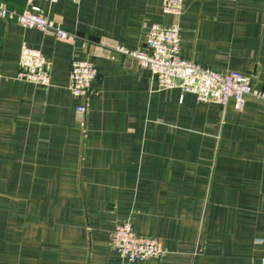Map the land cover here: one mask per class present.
<instances>
[{
    "label": "crops",
    "instance_id": "crops-1",
    "mask_svg": "<svg viewBox=\"0 0 264 264\" xmlns=\"http://www.w3.org/2000/svg\"><path fill=\"white\" fill-rule=\"evenodd\" d=\"M33 3L77 39L0 18V264H129L109 243L124 222L164 251L134 264H261L264 103L229 101L219 128L216 103L158 91L136 61L99 51L147 53L151 25L173 21L160 1ZM183 6L180 57L264 91V0ZM23 45L52 62L48 87L17 78ZM73 60L97 70L85 117L68 88Z\"/></svg>",
    "mask_w": 264,
    "mask_h": 264
},
{
    "label": "built area",
    "instance_id": "built-area-1",
    "mask_svg": "<svg viewBox=\"0 0 264 264\" xmlns=\"http://www.w3.org/2000/svg\"><path fill=\"white\" fill-rule=\"evenodd\" d=\"M22 12L9 10L0 0V18L15 22L25 29H34L50 33L56 40L73 44L77 35L64 30L59 23L47 18L33 0H24ZM49 4L60 0H44ZM79 3L80 0H66ZM161 2L162 12L173 18L169 25L154 23L146 37L147 53L129 50L122 46L108 47L99 45L98 49L111 59L116 56L136 61L138 65L150 72L151 81L158 91L179 89L184 93L195 95L198 102H213L219 105L221 116L219 128L222 127L223 113L229 101L236 110H241L248 99L264 103V91L254 88L247 76L229 71L219 73L191 61L182 59L180 50V17L183 13L184 0H156ZM83 44H87L83 40ZM18 75L21 81L48 87L51 80L52 62L39 50L22 46L18 58ZM97 76L93 62L73 60L70 63L68 88L76 99L80 100L75 112L85 117L88 98L91 96L92 82ZM109 243L119 258L129 264L159 259L164 254L161 241L156 238L139 236L129 222L118 224L110 233ZM264 264V256L260 258Z\"/></svg>",
    "mask_w": 264,
    "mask_h": 264
}]
</instances>
